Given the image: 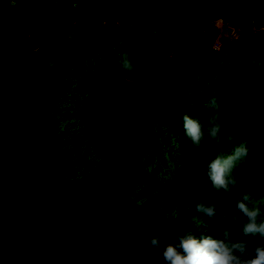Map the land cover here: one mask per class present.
<instances>
[{
    "label": "trees",
    "instance_id": "obj_1",
    "mask_svg": "<svg viewBox=\"0 0 264 264\" xmlns=\"http://www.w3.org/2000/svg\"><path fill=\"white\" fill-rule=\"evenodd\" d=\"M211 21L122 0H0V264H166L178 238L225 231L250 257L264 246L233 203L250 193L264 221V31L214 50ZM213 97L234 140L205 135L197 150L182 117L206 127ZM241 144L225 194L207 166Z\"/></svg>",
    "mask_w": 264,
    "mask_h": 264
},
{
    "label": "clouds",
    "instance_id": "obj_2",
    "mask_svg": "<svg viewBox=\"0 0 264 264\" xmlns=\"http://www.w3.org/2000/svg\"><path fill=\"white\" fill-rule=\"evenodd\" d=\"M121 64L125 71H133V66L127 58L122 59ZM208 106L213 110V115L208 118L206 127L188 115L182 117L185 135L193 148L197 150L201 147L205 135L217 145H228L234 140L231 135L221 138L222 127L217 122L219 120L217 99L211 98ZM247 156L248 149L243 144L235 148L234 152L226 158H222L218 154L207 166L212 187L227 194L237 183L234 178H231L232 169L237 161L246 159ZM251 198L250 193L246 192L239 199L233 201L239 212L247 218L246 222L243 223L242 234L245 237L259 236L264 239V221L258 222L261 215L260 208L249 207L248 202ZM195 207L197 211L202 212L210 219L216 215L214 205L205 206L201 201ZM230 235L229 231H225L222 234L223 239L206 238L201 242L191 237L178 238L179 247L183 254L177 251L176 246L168 245L165 247L162 256L166 264H264V246H257L254 249V256L250 257L248 244L239 240L233 242L229 239ZM149 243L158 247L159 237H153Z\"/></svg>",
    "mask_w": 264,
    "mask_h": 264
},
{
    "label": "water",
    "instance_id": "obj_3",
    "mask_svg": "<svg viewBox=\"0 0 264 264\" xmlns=\"http://www.w3.org/2000/svg\"><path fill=\"white\" fill-rule=\"evenodd\" d=\"M131 11L170 14L174 9L239 25H264V0H122Z\"/></svg>",
    "mask_w": 264,
    "mask_h": 264
},
{
    "label": "built area",
    "instance_id": "obj_4",
    "mask_svg": "<svg viewBox=\"0 0 264 264\" xmlns=\"http://www.w3.org/2000/svg\"><path fill=\"white\" fill-rule=\"evenodd\" d=\"M210 24L216 28L218 32V36L213 45L214 50L221 49L226 40H236L245 34L264 31L263 25H239L226 22L222 18L212 19Z\"/></svg>",
    "mask_w": 264,
    "mask_h": 264
},
{
    "label": "rangeland",
    "instance_id": "obj_5",
    "mask_svg": "<svg viewBox=\"0 0 264 264\" xmlns=\"http://www.w3.org/2000/svg\"><path fill=\"white\" fill-rule=\"evenodd\" d=\"M22 24V18H21V16H19L17 19H16V21L14 22V25H17V26H19V25H21ZM77 36V35H76Z\"/></svg>",
    "mask_w": 264,
    "mask_h": 264
}]
</instances>
